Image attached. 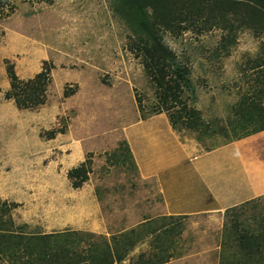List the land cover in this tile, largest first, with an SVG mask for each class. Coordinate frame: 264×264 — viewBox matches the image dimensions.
I'll return each mask as SVG.
<instances>
[{"label":"rangeland","instance_id":"rangeland-1","mask_svg":"<svg viewBox=\"0 0 264 264\" xmlns=\"http://www.w3.org/2000/svg\"><path fill=\"white\" fill-rule=\"evenodd\" d=\"M116 2L10 0L1 10L0 264H40L31 240L58 232L82 258L115 252L117 238L125 248L126 232L137 243L115 264H136L140 254L151 263L233 264L240 237L264 230V195L220 212L168 213L158 182L140 174L126 130L169 112ZM198 28L164 31L163 40L190 66L182 100L199 115L195 127L184 118L175 129L210 149L264 122L255 104L264 105V30ZM8 60L24 79L54 63L44 105L20 108L5 97ZM51 129L64 131L47 138ZM88 157L89 179L74 188L68 171Z\"/></svg>","mask_w":264,"mask_h":264},{"label":"trees","instance_id":"trees-1","mask_svg":"<svg viewBox=\"0 0 264 264\" xmlns=\"http://www.w3.org/2000/svg\"><path fill=\"white\" fill-rule=\"evenodd\" d=\"M9 1L0 0V20L4 17L1 10ZM34 1L52 3L54 0ZM116 4L117 11L127 19L135 34L132 49L141 58L146 73L155 84L161 108L169 112L174 128L183 122L184 118L187 122L183 124L195 127L199 115L198 110L188 107L182 100L184 90L192 87L190 66L180 60L177 53L165 43L163 32L172 30L182 33L192 25L198 26L201 30L216 25L228 29L230 33L244 26L264 30V0H117ZM205 23L209 26L207 24L205 26ZM54 67L53 62L46 60L41 71L33 77L24 79L17 74L14 63L8 60L10 88L6 91L5 97L13 99L20 108H38L44 105ZM74 92L73 88L71 91L66 89L64 93L69 96ZM263 92L264 89H261L260 93ZM255 104L259 106L258 114L264 117V105L261 101ZM263 129L264 122L245 135ZM58 131L64 130L51 129L44 134L46 133L47 138H54ZM91 163L92 160L88 157L78 166L69 169L67 175L74 188L82 187L89 179ZM131 231L135 232V229ZM64 233L37 235L38 237L31 240L35 257L40 264H115L123 261L137 243L131 235L123 232L120 237L122 236V241L125 238V248H121L120 240L117 238L115 252L106 251L101 255L93 254L90 258H82L78 252L70 253V248L62 239ZM51 237L56 238L52 240ZM159 237L160 233H157L156 238ZM53 242L54 245H51ZM239 245L242 250L235 252L236 259L233 260V264H245L249 260L251 263L261 264L260 258L264 259V230L260 234H243L239 239ZM44 256L47 258L44 259ZM166 261L167 259L163 258L151 263V259H145L144 255L140 254L136 264H163Z\"/></svg>","mask_w":264,"mask_h":264},{"label":"crops","instance_id":"crops-1","mask_svg":"<svg viewBox=\"0 0 264 264\" xmlns=\"http://www.w3.org/2000/svg\"><path fill=\"white\" fill-rule=\"evenodd\" d=\"M126 132L140 174L158 182L170 214L220 212L264 195V129L205 149L160 112Z\"/></svg>","mask_w":264,"mask_h":264}]
</instances>
